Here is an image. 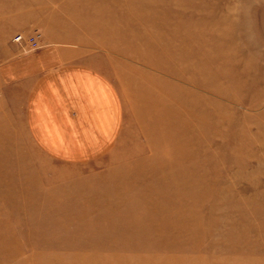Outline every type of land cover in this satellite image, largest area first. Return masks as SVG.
I'll return each mask as SVG.
<instances>
[{
	"label": "rangeland",
	"instance_id": "1",
	"mask_svg": "<svg viewBox=\"0 0 264 264\" xmlns=\"http://www.w3.org/2000/svg\"><path fill=\"white\" fill-rule=\"evenodd\" d=\"M0 264H264V0H0Z\"/></svg>",
	"mask_w": 264,
	"mask_h": 264
},
{
	"label": "built area",
	"instance_id": "2",
	"mask_svg": "<svg viewBox=\"0 0 264 264\" xmlns=\"http://www.w3.org/2000/svg\"><path fill=\"white\" fill-rule=\"evenodd\" d=\"M15 42L19 43L25 49L30 51H36L42 48V35L38 32L32 33L31 35L24 37L19 35L15 38Z\"/></svg>",
	"mask_w": 264,
	"mask_h": 264
},
{
	"label": "crops",
	"instance_id": "3",
	"mask_svg": "<svg viewBox=\"0 0 264 264\" xmlns=\"http://www.w3.org/2000/svg\"><path fill=\"white\" fill-rule=\"evenodd\" d=\"M105 80V79H104ZM112 90H113V88H112ZM113 93H114V96H115V91L113 90ZM116 98V97H115Z\"/></svg>",
	"mask_w": 264,
	"mask_h": 264
}]
</instances>
